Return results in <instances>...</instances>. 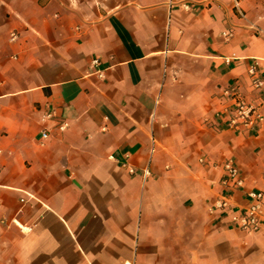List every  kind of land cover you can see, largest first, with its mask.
Masks as SVG:
<instances>
[{
	"label": "crops",
	"instance_id": "crops-1",
	"mask_svg": "<svg viewBox=\"0 0 264 264\" xmlns=\"http://www.w3.org/2000/svg\"><path fill=\"white\" fill-rule=\"evenodd\" d=\"M235 1L0 0V264H264L214 209L264 193V124L224 113H264V0Z\"/></svg>",
	"mask_w": 264,
	"mask_h": 264
},
{
	"label": "built area",
	"instance_id": "built-area-1",
	"mask_svg": "<svg viewBox=\"0 0 264 264\" xmlns=\"http://www.w3.org/2000/svg\"><path fill=\"white\" fill-rule=\"evenodd\" d=\"M235 1V0H234ZM237 1L234 5L237 7ZM15 36H11V40H14ZM93 64H97L94 60ZM250 84L252 90L259 91L264 87V78L260 77L256 73V68L251 66L249 68ZM226 95L232 101V107L225 110L226 123L230 129L243 130L246 132L257 131L264 124V113L261 111L260 105L248 103L238 92L237 89H230L226 92ZM66 127L65 124L60 125V130ZM47 135L43 134L42 139H46ZM111 159L113 157H110ZM129 175H135L136 172L133 168L129 167L126 163L121 165ZM223 176L221 179V186L228 192L242 188V180L236 167L228 161L222 166ZM143 180H147L150 177V173L147 169L141 172ZM248 204L245 208L238 211H231L229 208V200L226 197H222L215 203L214 209L225 214L227 222L231 226L245 234H257L264 231V193L250 191L247 193Z\"/></svg>",
	"mask_w": 264,
	"mask_h": 264
}]
</instances>
